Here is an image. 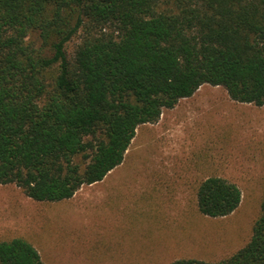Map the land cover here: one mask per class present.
Wrapping results in <instances>:
<instances>
[{"label": "trees", "instance_id": "trees-1", "mask_svg": "<svg viewBox=\"0 0 264 264\" xmlns=\"http://www.w3.org/2000/svg\"><path fill=\"white\" fill-rule=\"evenodd\" d=\"M205 84L264 106V0H0V184L70 199L122 163L139 126ZM195 196L209 218L242 198L216 175ZM0 264L44 262L14 237L0 240ZM170 264H264V196L232 255Z\"/></svg>", "mask_w": 264, "mask_h": 264}, {"label": "rangeland", "instance_id": "rangeland-1", "mask_svg": "<svg viewBox=\"0 0 264 264\" xmlns=\"http://www.w3.org/2000/svg\"><path fill=\"white\" fill-rule=\"evenodd\" d=\"M213 175L242 194L226 217L196 207L199 183ZM263 196L264 106L205 84L139 126L122 163L70 199L37 202L0 184V240L25 239L44 264L217 262L249 241Z\"/></svg>", "mask_w": 264, "mask_h": 264}]
</instances>
